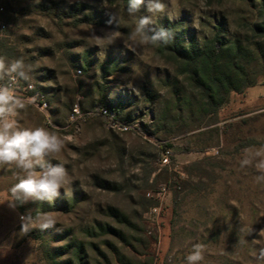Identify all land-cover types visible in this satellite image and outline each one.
I'll use <instances>...</instances> for the list:
<instances>
[{"label": "rangeland", "instance_id": "374dc122", "mask_svg": "<svg viewBox=\"0 0 264 264\" xmlns=\"http://www.w3.org/2000/svg\"><path fill=\"white\" fill-rule=\"evenodd\" d=\"M253 1L164 0L156 25L176 26L185 43L219 30L244 34V22L257 19L261 0ZM125 6L0 0L6 58L31 65L49 102L26 104L17 123L62 138L51 162L64 165L71 189L51 204L30 198L10 209L2 198L17 170L0 166V264H52L50 256L69 264H185L194 244L203 246L199 264H264V180H257L264 170L255 158L240 164L264 149V77L232 92L214 114L200 113L198 91L171 47L133 36L136 17ZM110 14L119 23H108ZM105 104L124 106L117 123L99 113ZM124 122L129 131L120 129ZM164 143L172 145L167 163ZM36 211L57 224L20 232V216Z\"/></svg>", "mask_w": 264, "mask_h": 264}, {"label": "clouds", "instance_id": "9594fccd", "mask_svg": "<svg viewBox=\"0 0 264 264\" xmlns=\"http://www.w3.org/2000/svg\"><path fill=\"white\" fill-rule=\"evenodd\" d=\"M68 2L72 3L73 0ZM142 6L144 13L137 15ZM164 10V0H126L124 12L136 17L132 35L149 45L167 46L172 41V32L156 25V18ZM107 22L119 23V17L110 14ZM32 73L31 65H27L23 59L0 56V166L17 170L13 172L16 182L8 187L2 198V203H6L10 209L17 208L30 198L51 204L60 195L61 189L65 196L71 191L64 165L51 162L63 147L62 138L42 125L26 127L17 123L16 117L20 111L35 97L26 100L17 94L14 86L23 82L31 89ZM253 158L255 167L264 170V149L246 155L240 161L241 167L252 163ZM257 180H264V176H257ZM19 219L22 233L34 228L43 231L57 224L54 216L42 211H36L34 215H21ZM202 247L200 244L192 245L184 256L185 264H199L203 259Z\"/></svg>", "mask_w": 264, "mask_h": 264}, {"label": "trees", "instance_id": "16d2710c", "mask_svg": "<svg viewBox=\"0 0 264 264\" xmlns=\"http://www.w3.org/2000/svg\"><path fill=\"white\" fill-rule=\"evenodd\" d=\"M14 1L19 3L20 0ZM248 1L250 6L253 5V0ZM3 2L6 7L9 6L7 1ZM257 9V19L244 22V34L228 36L227 32L219 30L214 36L204 38L201 44L195 40L185 43L183 33L178 32L176 26L171 28L173 38L168 45L184 68L187 81L198 91L200 113L214 114L227 102L232 92H243L254 86L259 77H264V0L260 1ZM9 49L7 38L0 36V56L6 57ZM37 88L44 91L41 87ZM102 107L113 113L115 122H118L124 109L121 104L116 107L105 104ZM171 148L168 143L160 145L163 154ZM50 257L52 264L70 263L69 260L56 262L54 256Z\"/></svg>", "mask_w": 264, "mask_h": 264}, {"label": "built area", "instance_id": "2783aa9c", "mask_svg": "<svg viewBox=\"0 0 264 264\" xmlns=\"http://www.w3.org/2000/svg\"><path fill=\"white\" fill-rule=\"evenodd\" d=\"M2 12H3V8H0V14H2ZM6 27H7L6 24L0 20V31L5 30ZM31 83H32L31 89H29L26 86V84L23 82L17 83L14 86L17 94H19L21 97H24L26 100L35 97L32 103H26V104H32L38 106L39 108L47 109L49 107V102L46 93L44 91L39 90L33 80L31 81ZM75 112L78 113V109H76ZM99 113L102 116L109 117L112 120L114 119L113 113L110 112L107 108L102 107ZM120 129L122 131H129L131 129V126H129L128 124H121ZM168 155H169V150H167L163 154L164 163L168 162L169 160Z\"/></svg>", "mask_w": 264, "mask_h": 264}]
</instances>
